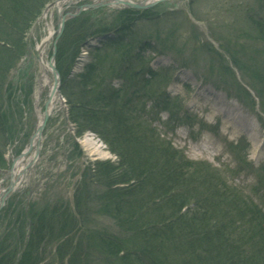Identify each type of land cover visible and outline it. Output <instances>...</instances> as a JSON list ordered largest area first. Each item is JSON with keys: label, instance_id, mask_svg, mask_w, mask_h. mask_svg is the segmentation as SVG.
<instances>
[{"label": "trees", "instance_id": "1", "mask_svg": "<svg viewBox=\"0 0 264 264\" xmlns=\"http://www.w3.org/2000/svg\"><path fill=\"white\" fill-rule=\"evenodd\" d=\"M260 1L264 9V0ZM37 3H0L4 23L15 21L9 24L12 32L0 29L1 36H8L5 42L0 39L4 42V46L0 43V69L11 58L6 69L10 71L13 61L16 65L26 53L21 41L12 36L25 34L31 17H37L41 10ZM155 10L105 7L84 11L66 24L56 61L70 122L78 136L89 130L101 136L117 159L96 162L88 168L75 197L76 209L80 215L93 213L90 218L85 216L87 224H83L80 236H76L79 221L70 208L23 207L16 218L19 234L15 231L14 238L9 232L0 241V264H67L69 254V264L95 262L100 256L112 264H148V258L159 251L162 254L154 264H264V212L260 206L244 194L240 196L218 178L214 169L189 161L144 119L147 99L154 100L153 110H168L173 118L178 108L161 91L162 83L170 78L169 71L160 73L149 67L151 56L145 54L148 48L174 51V46L160 37V30L156 35L140 30L139 23L161 24L163 20ZM108 12H113L112 21ZM263 20L255 21L260 31ZM110 31L117 36L96 47L76 80L69 78L87 37ZM137 46L142 49L138 53ZM114 78L123 80L118 88L112 85ZM257 95L264 112V95L260 91ZM5 161L0 150L1 167ZM92 197L96 202L90 209L86 203ZM96 216H109L117 227L93 224L91 228V218ZM60 241L62 247L53 252L52 245ZM21 242L25 248L19 249L18 256L14 250ZM55 255L57 260L52 259Z\"/></svg>", "mask_w": 264, "mask_h": 264}, {"label": "rangeland", "instance_id": "2", "mask_svg": "<svg viewBox=\"0 0 264 264\" xmlns=\"http://www.w3.org/2000/svg\"><path fill=\"white\" fill-rule=\"evenodd\" d=\"M2 1L0 0V3ZM51 1L55 0H38L37 4L41 5L39 15L31 17L33 20L25 34L12 36L21 41L18 40L20 47H25L27 54L21 60H19L20 57L17 58L19 61L16 65L13 61L14 65L11 71L6 72L11 58L0 69V150L6 160L5 165L2 166L3 168L7 167L5 169L11 166L15 156L20 155L26 149L27 143L40 121L34 94L41 74V62H39L37 48L42 44L43 39L48 37L51 30L56 31L46 46L45 61L51 65L55 50V59L57 58L59 47V43L56 46L53 43L58 35L59 18L57 13H53V8L50 6ZM261 4L259 0H169L150 7L156 8L155 11L160 14L159 20H163L159 26L152 25L150 22L139 23L142 33L156 35L158 34L156 31L160 30V37L162 36L174 46V51L171 50L164 54H158V51L151 48L146 51L147 54L151 51L157 52L153 55L154 66L161 68L160 66L163 64V67L170 69L179 68L174 71V79L167 88L172 96L185 99V109L189 113L190 121L179 124L180 126L175 129L174 133H169V137L178 148L187 153L191 161H201L203 164H210L213 167L215 165L220 168L216 170L218 178H222L240 189H245L249 193V189L258 183L257 173L261 165H264V145L262 148L260 147L261 143H264V117L261 119L256 110L242 104L238 99L230 97L227 90L237 92L236 86L239 83L247 85L245 79L249 78L248 80L253 84L248 83L252 86V90L260 91L264 95V11L261 9ZM259 13L261 17L258 18ZM97 16L102 18L103 14L98 13ZM108 16L111 21L114 19L113 12H108ZM256 18L263 20L261 31L255 24ZM7 19L10 20L8 17ZM10 21V23H15L13 20ZM10 23L5 24L0 14V29L6 28L12 32L9 27ZM61 37L62 34L58 39L61 40ZM0 39L5 42L6 39L8 40V36L5 38L0 35ZM2 41L0 43L4 46ZM246 44L255 46L256 51H253V54L256 55L253 56V60L250 58L249 50L242 51ZM225 49L230 52L234 51L236 60L242 66L241 72L237 67L234 68L230 56L224 54ZM139 50L142 49L137 46L135 52L138 53ZM248 57L249 59H247ZM81 65L83 62L80 61L77 64L75 77L72 75L74 80L77 78L76 74L82 71ZM231 65L237 78L232 75ZM120 83L122 80H116L118 86ZM215 83L217 85L214 86ZM44 93L40 112L46 108L45 101L48 93L46 91ZM215 94L227 104L230 100L236 103L235 106L242 107L244 109L243 116L247 118L251 116L248 130L231 127L227 129L223 118L213 115V110L205 102V95H210L213 98ZM62 99L65 101L64 107L61 110L56 109L47 123L43 134L44 141L40 159L31 168L25 186L20 192L11 196L7 205L0 210V236L5 235L8 225L16 220L18 211L21 212L22 204L20 203L36 202L37 210L44 207H53L57 211L66 207L73 209L70 199L72 184L82 169L81 163L92 165L96 162L116 158L109 152V147L103 139L90 130L81 133L77 140L80 145L79 152L75 154L76 156H72L74 154L73 147L70 146L69 140L75 125L69 121V104L64 95ZM224 107L226 108V106ZM166 118V113L161 116V120ZM256 134H258L257 139L254 138ZM88 138L93 142V146L89 147L84 144ZM254 141L257 143L255 144ZM237 142H239L238 146H232ZM257 144H259L258 148H255ZM238 149L239 151L244 149L242 154L251 164L249 168H245L243 164H241L242 169L235 168L234 153ZM5 169H0V179L4 176ZM9 183L10 180L6 179L0 185V189L6 188ZM90 188L94 189V187ZM32 189L35 191L30 195ZM84 191L82 195H84ZM238 192L240 196L243 195L240 191ZM75 193L73 201H75ZM262 193L264 194V190ZM256 200L259 201L258 198ZM95 202L96 200L92 197V200H87L86 205L90 204L91 209ZM92 213L93 210L86 214L88 218L92 216ZM86 215L83 212L77 217V220L79 222L82 220L86 225ZM103 216L91 218L90 227L93 228V224L97 227L106 226L109 229L117 227V224L108 218L109 216ZM22 243L17 245L14 250L16 255H18L19 249L24 250L25 244ZM66 243L65 241L64 245ZM21 245L23 246L21 247ZM59 245L62 247L61 241L52 245V248H57ZM103 257L100 256L98 257V259L101 258L100 260L95 262H91V260L87 264L113 263L105 262ZM52 259L57 260V255Z\"/></svg>", "mask_w": 264, "mask_h": 264}, {"label": "bare ground", "instance_id": "3", "mask_svg": "<svg viewBox=\"0 0 264 264\" xmlns=\"http://www.w3.org/2000/svg\"><path fill=\"white\" fill-rule=\"evenodd\" d=\"M63 2L61 4L59 3L57 4L60 10L62 9V6H64V9H65L67 8V6H73L77 1L76 0H66ZM52 34H53V30H51L50 34L48 35L46 39L50 41ZM47 44L48 42L46 43V45H43L42 47L39 46V48H37V50L39 51L38 52L39 62H41V67H40L41 74H40V78L37 81L38 86L36 87L34 94H35V105L38 111V115H40V120L43 117V112H40V111L42 109L41 100H42L43 94H45L44 93L45 91L48 93L46 101L48 102V111L50 113H55L56 109L61 110L64 107V104L61 101L60 95L55 90L57 86L56 79L54 78L53 73L51 72V67L49 63L45 61V56L47 52L46 51ZM247 50H249L250 58L251 60H253V56L256 55V54H253V51H256L255 46H253L252 44L250 45L246 44L245 48H243L242 51L246 52ZM224 51H225L224 52L225 55L228 54L230 56L229 58L232 60L233 62L232 64L234 68L237 67L238 69H241L242 66H240L238 61L236 60V57L234 55L235 53H233L234 51L230 52V51H226V49ZM247 59H249V57ZM248 79L249 78L245 79L246 83H251V81ZM215 85H217V83H215L214 86ZM242 85L244 89V91L242 90V94L240 91H237V93L232 92L231 90H227V91L230 97H232L233 99H236V100L238 99L242 101V104H246L249 100L248 96L246 95V92L250 93V95L252 96L254 92L248 85H245V84H242ZM205 99H206L205 102L209 104V107L213 110V115L214 116L218 115V116H221V118H223V123L227 129L231 127V128H237V129L240 128L245 131L250 128V124H251L250 117L251 116H248V118L243 116L244 113L242 112L244 111V109L240 106H235L236 104L235 102H231L229 100L228 101L229 104H227V102L225 103L223 99L220 96H217L216 94L213 98L210 97V95H205ZM46 101H45V104H46ZM224 106H226V108ZM189 118H190L189 114H186L185 119L187 121H190ZM254 138L257 139L258 134H256ZM254 142L255 144L257 143V141H254ZM39 143H40V136H36V138L34 139V149L31 152L26 153L24 157L18 158V160L16 161L14 168H13L14 170L13 177L15 180L13 187L15 189L19 188L21 185L27 182V178L31 170L30 168L34 163L37 162L38 160L37 156H39L41 152L42 147L38 146ZM84 144L88 145L89 147L93 146V142H91L89 138L87 139L86 142H84ZM259 144H257L255 148H258ZM263 145L264 143H261L260 147L262 148ZM161 254L162 253H160V251L157 254H153L151 258H148L149 263L148 262L147 263L154 264V262L159 258Z\"/></svg>", "mask_w": 264, "mask_h": 264}, {"label": "water", "instance_id": "4", "mask_svg": "<svg viewBox=\"0 0 264 264\" xmlns=\"http://www.w3.org/2000/svg\"><path fill=\"white\" fill-rule=\"evenodd\" d=\"M63 1H66V0H59V1H54L53 2V5H55V9H58L57 8V3L59 2V3H62ZM83 1V0H82ZM87 1H90L91 3H89V4H86V5H84L83 7H79V9L77 10V11H73V12H68V13H66V14H63L62 15V13L60 14V12H59V14H58V18H59V30H58V35H57V38L55 39V42H54V45L56 46V44H57V39L60 37V35L62 34V32H63V28H64V24H65V22L68 20V19H70L71 17H73L74 15H77V14H79L82 10H84V8H94V7H99V6H105V5H110V6H116V5H119V6H123V7H132V8H139V9H147L148 7H153V6H155V5H157L158 4V2H160V1H163V0H141V1H137V2H134V1H132V0H87ZM63 3H65V2H63ZM116 4V5H115ZM64 9V8H63ZM55 54H56V50H55V52H54V56H53V58H52V62H51V66H52V68H53V72H55V76H56V78H57V82H58V84H57V87H56V91L58 92V93H60V86H61V74H60V72H58V69H57V67H56V64H55V61H54V59H55ZM60 95H61V93H60ZM44 118H43V122L39 125V127H38V129H37V131H36V133L32 136V138H31V140H30V142H29V145L31 146V145H33V140H34V138H35V136L37 135V134H41L42 133V131H43V129H44V127L46 126L45 124H46V121L48 120V118L50 117V113H49V111H48V102H47V107H46V109H45V113H44ZM23 155V154H22ZM22 155H20V156H22ZM20 156H17V157H15V159H14V161H13V165H12V168L10 169V171L8 172V174H11V176H12V181H11V184H10V186L9 187H7V192L5 193V191H3V193H5V195L3 196V194H1L0 195V207H2L3 206V204L5 203V201H6V199H7V197L8 196H10L12 193H13V191H14V189H13V185H14V183H15V180H14V177H13V173H14V170H13V168H14V165H15V163H16V161L18 160L17 158H19Z\"/></svg>", "mask_w": 264, "mask_h": 264}]
</instances>
